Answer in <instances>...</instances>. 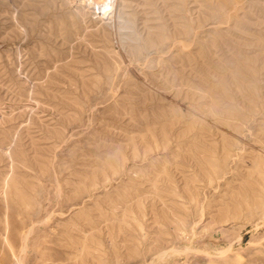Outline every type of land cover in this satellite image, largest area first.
I'll use <instances>...</instances> for the list:
<instances>
[{
  "label": "rangeland",
  "instance_id": "1",
  "mask_svg": "<svg viewBox=\"0 0 264 264\" xmlns=\"http://www.w3.org/2000/svg\"><path fill=\"white\" fill-rule=\"evenodd\" d=\"M0 264H264V0H0Z\"/></svg>",
  "mask_w": 264,
  "mask_h": 264
},
{
  "label": "bare ground",
  "instance_id": "2",
  "mask_svg": "<svg viewBox=\"0 0 264 264\" xmlns=\"http://www.w3.org/2000/svg\"><path fill=\"white\" fill-rule=\"evenodd\" d=\"M104 4V3H103ZM101 5V4H100ZM104 6V5H103ZM108 6V5H107ZM98 8V7H97Z\"/></svg>",
  "mask_w": 264,
  "mask_h": 264
}]
</instances>
